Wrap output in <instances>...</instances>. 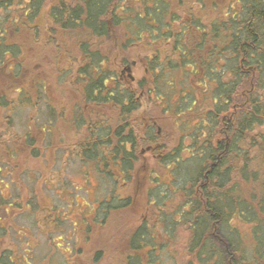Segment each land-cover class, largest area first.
I'll return each instance as SVG.
<instances>
[{
  "label": "trees",
  "instance_id": "1",
  "mask_svg": "<svg viewBox=\"0 0 264 264\" xmlns=\"http://www.w3.org/2000/svg\"><path fill=\"white\" fill-rule=\"evenodd\" d=\"M158 3L167 9L163 19L154 21L151 11L159 10ZM1 13L5 15L0 18V75L12 80L23 76L24 48L8 39L32 23L40 37L45 34L47 47L58 48L59 36L74 40L79 53L68 57L71 69L62 72L65 76L73 72L80 89L69 113L48 100L41 79L31 88H13L16 97L0 96V107L7 113L4 137L14 135L7 130L13 129L11 115L18 107L29 105L38 114L46 99L51 119L40 131L51 132L59 119H66L72 129L81 131L69 157L93 165L117 183L131 174L140 143L160 142L152 128L155 117L141 124L136 120L143 107L138 88L145 89L144 97L178 129L179 136L161 147L165 152L160 162L176 175L172 185L183 179L186 168L192 175L187 193L175 185L187 199L182 211L190 212L188 248L202 264H264V0H0ZM43 21L48 23L45 31ZM132 61L147 75L134 88L119 72ZM188 74L190 83L185 81ZM175 85L181 90L177 98L171 96ZM182 114L185 118L177 122L174 117ZM178 168L183 170L179 178ZM167 195H162L161 208ZM1 199L0 208L10 205ZM119 201L123 204L115 206L113 199L101 204L117 210L130 206L131 199ZM181 219L184 216L175 221ZM234 220L253 228L248 233L233 226ZM1 221L0 264L17 263L14 253L2 246L7 223ZM216 226L234 254L216 246L210 235ZM145 231L130 238L125 264H135L143 252L149 259L156 254L152 245L149 251L141 246L147 244Z\"/></svg>",
  "mask_w": 264,
  "mask_h": 264
},
{
  "label": "rangeland",
  "instance_id": "2",
  "mask_svg": "<svg viewBox=\"0 0 264 264\" xmlns=\"http://www.w3.org/2000/svg\"><path fill=\"white\" fill-rule=\"evenodd\" d=\"M158 7L159 10L154 8L151 11L154 21L163 19L167 9L162 3H158ZM4 15L1 13L0 18ZM152 25L159 27L156 22ZM47 26L48 23L43 21L42 31ZM35 29L34 24L29 23L19 36H9L8 42L17 40L22 44V61L26 68H23L22 79L12 80L0 75V96L16 97L18 93L13 92V88H31L35 80L41 79L48 100L60 112L69 113L79 100L80 89L74 73L65 76L66 72L62 71L71 69L68 57H76L79 51L69 36L58 37V48L47 47L45 34L42 32L40 37ZM0 33H3L1 27ZM128 66L130 71L126 70ZM119 72L123 81L133 82L131 88L138 87V81L147 76L136 61L122 65ZM185 81L191 82L189 74ZM15 82L16 85H12ZM145 92L147 90L138 88L143 107L136 117L137 122L141 124L155 117L156 126L152 127L155 128V135L166 145L172 143L178 135L176 124L168 116L158 113L156 106L148 101L146 95L144 97ZM180 92L179 86L175 85L171 96L177 98ZM45 100L37 110L38 114L29 105L18 107L11 115L13 129L7 130L14 135L6 134V137L3 119L7 113H3L0 107V135L4 141L0 146V202L4 197L3 202L10 204L0 208V219L7 223L2 246L17 257V263L13 264H125L130 238L133 239L144 229L147 244L142 242L141 246L144 251L146 248L149 251L152 245L156 254L149 259L143 252L135 264H202L196 253L188 248L190 212L182 211L186 209V204L183 208L181 206L187 200L183 199L186 196L183 197L181 191L175 189L176 185L188 192L193 181L186 183L192 177L191 173L188 175L187 168L184 171L178 168L177 177L183 171V179L179 178L172 185V180H177L176 175L160 162L164 154L162 150L156 148L157 151L152 152L140 143L138 160L131 174L119 178L116 183L111 177L99 173L93 165L85 164L77 157H69L68 151L80 138L81 131L72 129L66 119H59L51 132L40 131L51 119L47 115ZM34 115L37 116L36 121L31 120ZM183 118L184 114L174 117L177 122ZM184 132L189 135L190 130ZM32 144L36 148L33 147L34 153L28 158ZM35 151L40 155L38 158ZM185 165L191 166V163ZM12 168L15 169L13 175ZM153 179H156V184ZM155 185L158 187H152ZM165 193L168 194L167 203L161 208L160 202L164 200L162 195ZM128 197L131 199L128 207L116 210L105 206L112 199L113 204L118 206L123 202L117 203L116 200ZM169 204L170 208L174 206L178 209L171 210ZM181 216L184 219L176 222ZM236 222L233 221V226L248 233L253 228L252 224L242 226ZM210 235L219 249L234 254L228 238L218 226Z\"/></svg>",
  "mask_w": 264,
  "mask_h": 264
},
{
  "label": "flooded vegetation",
  "instance_id": "3",
  "mask_svg": "<svg viewBox=\"0 0 264 264\" xmlns=\"http://www.w3.org/2000/svg\"><path fill=\"white\" fill-rule=\"evenodd\" d=\"M162 145L163 143L162 142H159L158 144H151L149 146H146L148 148L149 151H152V152H156L157 149L159 148L160 150H162ZM157 148V149H156ZM156 149V150H155ZM155 150V151H154ZM165 151H162V153H164ZM163 155V154H162ZM161 155V156H162ZM156 156V155H155Z\"/></svg>",
  "mask_w": 264,
  "mask_h": 264
},
{
  "label": "water",
  "instance_id": "4",
  "mask_svg": "<svg viewBox=\"0 0 264 264\" xmlns=\"http://www.w3.org/2000/svg\"><path fill=\"white\" fill-rule=\"evenodd\" d=\"M126 70H127V71H130V70H131V67L129 66Z\"/></svg>",
  "mask_w": 264,
  "mask_h": 264
}]
</instances>
